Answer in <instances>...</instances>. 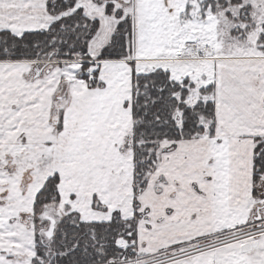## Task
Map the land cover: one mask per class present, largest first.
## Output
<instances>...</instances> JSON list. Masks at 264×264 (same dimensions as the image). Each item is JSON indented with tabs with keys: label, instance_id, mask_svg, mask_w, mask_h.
Segmentation results:
<instances>
[{
	"label": "snow or ice",
	"instance_id": "snow-or-ice-1",
	"mask_svg": "<svg viewBox=\"0 0 264 264\" xmlns=\"http://www.w3.org/2000/svg\"><path fill=\"white\" fill-rule=\"evenodd\" d=\"M0 264H264V0H0Z\"/></svg>",
	"mask_w": 264,
	"mask_h": 264
}]
</instances>
